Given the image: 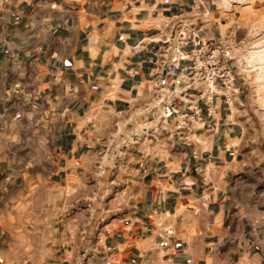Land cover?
Listing matches in <instances>:
<instances>
[{
	"label": "crops",
	"instance_id": "crops-1",
	"mask_svg": "<svg viewBox=\"0 0 264 264\" xmlns=\"http://www.w3.org/2000/svg\"><path fill=\"white\" fill-rule=\"evenodd\" d=\"M191 6L0 0V264H264V143L235 108L218 100L190 143L173 120L120 142L156 69L150 38Z\"/></svg>",
	"mask_w": 264,
	"mask_h": 264
},
{
	"label": "built area",
	"instance_id": "built-area-1",
	"mask_svg": "<svg viewBox=\"0 0 264 264\" xmlns=\"http://www.w3.org/2000/svg\"><path fill=\"white\" fill-rule=\"evenodd\" d=\"M191 1L187 13L169 17L158 31L160 38H150L161 42L155 51L156 69L149 79L147 96L137 108L139 120L129 124V130L121 136L124 147L129 142L158 140L170 120L179 139L190 143L197 140L194 121L203 122L204 112L213 117L218 100L231 113L235 111L241 88L240 52L244 50L243 40L238 37L241 24L235 21L224 32L209 36L206 25L217 0ZM146 45L142 39L137 47L144 49ZM156 225L160 235L173 233V227L162 220Z\"/></svg>",
	"mask_w": 264,
	"mask_h": 264
},
{
	"label": "rangeland",
	"instance_id": "rangeland-1",
	"mask_svg": "<svg viewBox=\"0 0 264 264\" xmlns=\"http://www.w3.org/2000/svg\"><path fill=\"white\" fill-rule=\"evenodd\" d=\"M216 4L213 9L224 13L225 28L235 21L241 24L238 31L244 43L239 59L241 88L234 108L256 139L264 143V60L255 53L264 49V0H233V5L217 0Z\"/></svg>",
	"mask_w": 264,
	"mask_h": 264
},
{
	"label": "bare ground",
	"instance_id": "bare-ground-1",
	"mask_svg": "<svg viewBox=\"0 0 264 264\" xmlns=\"http://www.w3.org/2000/svg\"><path fill=\"white\" fill-rule=\"evenodd\" d=\"M221 1H223L224 3H226L228 5H232L233 4V0H221ZM238 1L240 2L241 0H238ZM255 53H258L260 58H262L264 60V49L263 50H258Z\"/></svg>",
	"mask_w": 264,
	"mask_h": 264
}]
</instances>
